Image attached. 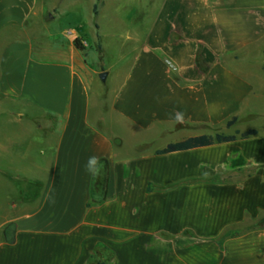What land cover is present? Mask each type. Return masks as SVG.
I'll list each match as a JSON object with an SVG mask.
<instances>
[{
	"label": "crops",
	"instance_id": "1",
	"mask_svg": "<svg viewBox=\"0 0 264 264\" xmlns=\"http://www.w3.org/2000/svg\"><path fill=\"white\" fill-rule=\"evenodd\" d=\"M106 1L91 40L0 0V264H264V0ZM203 134L234 138L156 152Z\"/></svg>",
	"mask_w": 264,
	"mask_h": 264
},
{
	"label": "rangeland",
	"instance_id": "2",
	"mask_svg": "<svg viewBox=\"0 0 264 264\" xmlns=\"http://www.w3.org/2000/svg\"><path fill=\"white\" fill-rule=\"evenodd\" d=\"M91 1L92 0H37L38 5H44L47 7H54L56 12L58 13L56 18L53 20H49L46 23V31H50L51 33L60 32L64 29H73L80 27V29H83L84 32L87 31V34H84V37H89L91 40H93V34L92 30L93 28L88 23V17L87 14L91 11ZM94 1V0H93ZM134 0H109L106 1L103 5L102 12H112V11H120L122 13L130 11V9L134 5ZM110 15H113L112 13L106 14L104 16V13L101 14L100 19L103 20V22H106L107 20L111 19ZM112 21V20H111ZM122 26V25H120ZM115 38V35H114ZM114 38L108 34L106 43H109V46H113L115 43ZM88 39V38H87ZM89 39V40H90ZM106 48L105 52L101 54L100 50L94 45H90L89 48H87L88 53L86 58L89 62L92 63L94 67H99V63H101V59L104 62L106 66H108L109 63L115 60L117 57L118 50L116 48ZM109 82L107 83H98V87L100 90H104L108 86ZM94 91H98L97 88H93ZM254 105H256L258 108H260L263 112L260 116L257 118L251 120V124L257 126L261 132L264 133V86H262L258 90V95L254 98ZM1 121H4L3 118H0ZM2 164V160L0 161ZM10 189V184L7 180V178L0 177V213L4 210L2 208V205L5 202V198L7 196V191Z\"/></svg>",
	"mask_w": 264,
	"mask_h": 264
},
{
	"label": "trees",
	"instance_id": "3",
	"mask_svg": "<svg viewBox=\"0 0 264 264\" xmlns=\"http://www.w3.org/2000/svg\"><path fill=\"white\" fill-rule=\"evenodd\" d=\"M96 6H94L95 10ZM74 45L79 48L83 49V45L80 41L79 38H74L73 40ZM234 121V118L229 120L227 122L228 125L232 124ZM256 131L254 129H248L246 131H243L240 133L241 137H246L248 135L254 134ZM234 138V135H223V134H216L215 136L211 135H197V136H191L187 137L183 140L177 141V142H171L168 143L164 148L157 150V153H163V152H170V151H175V150H182V149H187L191 147H197V146H203L207 144H211L214 141H226V140H231Z\"/></svg>",
	"mask_w": 264,
	"mask_h": 264
},
{
	"label": "water",
	"instance_id": "4",
	"mask_svg": "<svg viewBox=\"0 0 264 264\" xmlns=\"http://www.w3.org/2000/svg\"><path fill=\"white\" fill-rule=\"evenodd\" d=\"M99 77H100L101 80H105L106 72H101V73L99 74Z\"/></svg>",
	"mask_w": 264,
	"mask_h": 264
},
{
	"label": "clouds",
	"instance_id": "5",
	"mask_svg": "<svg viewBox=\"0 0 264 264\" xmlns=\"http://www.w3.org/2000/svg\"><path fill=\"white\" fill-rule=\"evenodd\" d=\"M91 163H95V159L94 158H92Z\"/></svg>",
	"mask_w": 264,
	"mask_h": 264
}]
</instances>
